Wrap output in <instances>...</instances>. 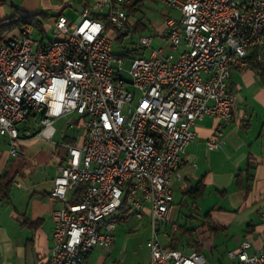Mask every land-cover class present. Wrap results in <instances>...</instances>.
<instances>
[{"label":"built area","instance_id":"obj_1","mask_svg":"<svg viewBox=\"0 0 264 264\" xmlns=\"http://www.w3.org/2000/svg\"><path fill=\"white\" fill-rule=\"evenodd\" d=\"M159 1L181 16H168L153 34L167 46L132 57L128 69L113 53L112 35L131 22L132 0H96L75 20L57 15L48 40L36 38L32 26L0 35V135L9 152L21 154L17 126L30 119H38L35 139L51 140L54 122L72 112L82 129L63 135L74 142H60L65 153L49 191L59 204L51 211L47 264H83L93 247L109 248L127 214L150 217V264H210L202 252L164 246L158 223L169 220L172 184L195 122L218 118L206 146L221 144L234 109L231 72L246 67L251 49H264V0ZM152 41L138 39L143 47ZM228 255L231 264H264V240L259 249L242 240Z\"/></svg>","mask_w":264,"mask_h":264},{"label":"crops","instance_id":"obj_2","mask_svg":"<svg viewBox=\"0 0 264 264\" xmlns=\"http://www.w3.org/2000/svg\"><path fill=\"white\" fill-rule=\"evenodd\" d=\"M162 28L161 24L157 29ZM165 53L175 59L178 50L166 48ZM260 53L264 54V49ZM259 71L245 67L232 70L228 89L235 97L234 109L232 117L223 124L220 146L211 150L206 146L220 120L213 115L197 120L194 125L195 139L186 145L177 171L178 178L172 184L173 200L175 191L181 195L180 206L185 198L197 200L209 196L212 200L222 201V206L215 202L210 204L202 216L206 220L208 215V219L220 228L212 233L206 226H200L196 228V235L203 254L206 250L214 251L216 239L221 238L228 244L235 238L237 244L234 248L228 246L226 249L227 264L232 261L228 252L235 251L242 240L248 239L253 249L261 248L264 240V218L261 215L264 209V78ZM30 136L21 133L18 142L22 144L33 139ZM7 156L18 155H12L8 150L0 159V172L11 169L9 172L13 177L8 198L0 200V264H47L52 244L51 211L59 204L58 200L50 197L49 191L58 161L53 162L52 174L30 178L35 168L28 171L31 166H8ZM199 181L203 185L201 194L190 198L187 192ZM181 216V210L176 209L173 202L166 222L167 230H170L169 223L171 226L172 223L187 225L186 221L179 223ZM120 220L118 225L128 222L133 227L139 223L145 229L148 256L141 259L139 251L130 247L129 241L120 242L115 234L109 248L93 247L83 264H150L148 240L152 231L149 215L144 214L138 220L127 214ZM230 228L240 234L228 236ZM161 230L165 231L163 225L158 227V234ZM173 232L181 243L183 238L186 240L185 235ZM165 236L164 246L169 240L166 233Z\"/></svg>","mask_w":264,"mask_h":264},{"label":"rangeland","instance_id":"obj_3","mask_svg":"<svg viewBox=\"0 0 264 264\" xmlns=\"http://www.w3.org/2000/svg\"><path fill=\"white\" fill-rule=\"evenodd\" d=\"M0 19L7 18L12 13L13 7H17L26 13H33L38 11L46 12L50 15V18L44 22V32L43 36L45 40L53 38V23L54 18L61 11L63 16L68 19L75 20L79 13L81 12L82 7L84 6V0H0ZM96 0H89V5H92ZM170 16L175 19H179L181 14L179 11L166 6L159 0H142L138 10L133 14V17L130 19V23H134L136 20L147 25V29L142 32H133L130 27V32L120 38H114L112 35V50L114 54L122 55L127 53L128 56H121L123 58L122 66L124 69H128L130 66V61L132 57H138L143 55L148 57L152 48L166 47L167 41L164 39L158 38V36L153 35L156 32L158 26L164 23L165 19ZM140 35H149L153 36V41L150 47H143L139 44L138 39ZM34 36L40 38L42 35L34 31ZM260 61L264 62V54L260 53ZM259 82V81H257ZM77 118L78 115L75 112L69 113L62 116L54 122V127L56 129L51 140L43 139H31L28 141H23L22 146L17 145V151L23 153V159L17 156H7L8 166L15 165L17 162L21 161L26 163L28 171L35 168V172L30 175V178H37L41 176H48L52 174L53 171V162L59 161L60 155L56 152L64 154V149L61 145L57 146L56 150L54 149L55 145L59 144L63 140V135L73 136L82 134V129L77 127ZM71 121L74 124V128H67L66 123ZM18 129L21 133L27 135H33L39 129L38 119H30L25 123H19ZM6 136L0 135V159L3 158L4 154L9 150L10 143L8 142ZM20 141V140H19ZM54 152V153H53ZM19 156V155H18ZM24 170V169H23ZM31 174V173H30ZM25 183L27 182L24 181ZM15 191V190H14ZM181 195L178 192H174L175 207L178 210H181V218L179 223L187 222L188 228L198 227L200 228L203 221V214L207 211L210 204L214 202L218 206H222V201L212 200V197H206L202 199L192 200L185 198L180 206ZM184 215V216H183ZM139 222V221H138ZM173 222V221H171ZM171 227V223L168 224V229ZM130 230V231H129ZM145 229L137 223L132 227L128 222L125 224H117V229L114 232L116 234V240L124 242L125 240L129 241V246L139 251L141 259H144L145 256H148V249L145 246ZM179 234V232L177 233ZM238 235L240 233L229 229V235ZM158 237L162 244H165L166 236L164 231L158 234ZM185 238L182 239L184 241ZM216 248L213 252L205 251L204 255L207 260L212 264H227L229 259L226 256V249L229 246L231 249L234 248V244H237V240L232 238V240L227 244L226 241H221V238L216 239ZM128 245V244H127ZM127 252V251H126Z\"/></svg>","mask_w":264,"mask_h":264},{"label":"trees","instance_id":"obj_4","mask_svg":"<svg viewBox=\"0 0 264 264\" xmlns=\"http://www.w3.org/2000/svg\"><path fill=\"white\" fill-rule=\"evenodd\" d=\"M141 1L142 0H132V3L127 8L128 16H131L137 12ZM88 2H89V0H84V6L89 5ZM57 15H63V14L60 11ZM96 16L99 17L101 15H96ZM49 18H50V15H48L46 12H43V11L26 13L25 11H23L17 7H13L12 13L10 14V16L0 20V35L5 33V32L11 31V30L23 29L27 26H32L38 32V34L43 35L44 22ZM126 26L127 27H126V30L124 32L115 31L113 34V37L114 38H120V37L127 35L130 32V27L132 28L133 32H139V31L144 32L147 29V25L145 23L141 22L140 20H136L134 23L128 22ZM262 50L263 49L258 48V47H254L253 49H251V51L246 56V67L245 68L260 70L259 72L261 73V75H262L261 78L263 79L264 78V62H262L258 59V55ZM124 55L128 56L127 53H124L120 56H124ZM63 141H66L69 143L74 142V140L71 139L70 137L63 138ZM17 145L22 146L23 144L18 142ZM59 145H61V144L59 143V144L55 145L56 148ZM58 153L60 155V152H57V155H58ZM63 155H61L57 164H60L63 161ZM17 157L22 158L23 156H17ZM17 164L20 166L26 165V163L19 161L14 166H17ZM10 170H3L2 172H0V200L4 199V198H8L9 190H10V187H11V184L13 181V177L10 175V172H9ZM202 188H203V185H202L201 181H199L192 190H189V192H187V194L190 198L191 197L196 198L201 194ZM205 218H206V220L202 221L201 226H206V229L209 232L214 233L215 231H217L220 228L219 226L212 223V221L210 219H208L209 218L208 215H206ZM120 219H118L117 223L119 221H121ZM172 224L176 226L175 230H173V231H176V232L178 231L180 234L185 235L186 240H184L185 242L182 241V243H181L179 241V238L174 236L175 233L172 231L171 228H169L170 230H167V228H166L167 223L166 222H160V223H158V227L163 225V227L165 229L164 232L166 233L167 238H169L168 242L166 243V247L180 249L182 251H190V252L191 251H199V252H201L200 251L201 250L200 249V243H199V240L197 239V235H196V228H198V227L188 228L187 225H185V224H182V225L181 224L178 225L177 223H172Z\"/></svg>","mask_w":264,"mask_h":264}]
</instances>
